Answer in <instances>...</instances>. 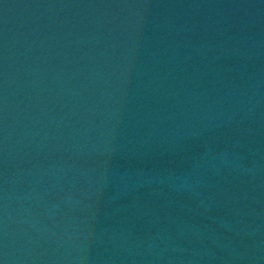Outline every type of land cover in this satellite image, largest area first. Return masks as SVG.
<instances>
[{"label": "water", "instance_id": "obj_1", "mask_svg": "<svg viewBox=\"0 0 264 264\" xmlns=\"http://www.w3.org/2000/svg\"><path fill=\"white\" fill-rule=\"evenodd\" d=\"M3 264H264V0H0Z\"/></svg>", "mask_w": 264, "mask_h": 264}, {"label": "snow or ice", "instance_id": "obj_2", "mask_svg": "<svg viewBox=\"0 0 264 264\" xmlns=\"http://www.w3.org/2000/svg\"><path fill=\"white\" fill-rule=\"evenodd\" d=\"M0 264H3V261L2 260H0Z\"/></svg>", "mask_w": 264, "mask_h": 264}]
</instances>
